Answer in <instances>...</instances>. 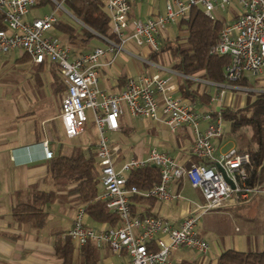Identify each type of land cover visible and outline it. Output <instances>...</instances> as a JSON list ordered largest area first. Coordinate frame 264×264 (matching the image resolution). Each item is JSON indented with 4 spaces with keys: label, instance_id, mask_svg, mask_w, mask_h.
Wrapping results in <instances>:
<instances>
[{
    "label": "built area",
    "instance_id": "obj_1",
    "mask_svg": "<svg viewBox=\"0 0 264 264\" xmlns=\"http://www.w3.org/2000/svg\"><path fill=\"white\" fill-rule=\"evenodd\" d=\"M37 0H0V52L20 50L37 63L49 60L65 84L60 104V120L66 137L78 135L87 120L88 109L93 118L97 138L94 144L99 169L98 199L118 220L114 225L93 228L86 221L83 206L78 207L66 235L78 247L88 241L96 247L107 246L120 255V264H168L169 254L178 247H190L201 254L209 251V242L197 230L202 215L229 201L246 202L264 187L249 183L253 162L250 153L232 147L215 155L216 143L224 134L225 120L221 109L212 106L221 100L226 87L251 75L264 72V0H164V10L145 19L128 20L135 0H104V11L109 19L112 37H99L104 46L88 51L74 52L55 37L47 35L57 22L55 9L41 16L26 18ZM237 3L240 11L233 19L223 22L217 41L210 52L227 55L222 83L217 94L210 96L209 108L200 111L195 103L177 94L170 75L138 73L127 75L118 93L98 87L101 68L115 61L124 51V44L132 39L138 46L158 51L159 31L180 19H187L192 7H199L212 20L214 10ZM110 56L106 58V55ZM247 90V87H236ZM250 90V89H249ZM127 112L133 117L159 120L171 131L186 126L191 133V154L196 160L182 165L165 151L151 148L144 156H130L120 164L117 149L110 145L108 131L119 127L118 118ZM206 123L204 128L200 127ZM42 143L44 157L53 151L47 140ZM154 166L159 180L150 187L139 188L128 183L132 170ZM185 178L192 188L198 189L203 201L196 205L178 225L160 215H140L133 212L134 197L173 202L181 197L175 183Z\"/></svg>",
    "mask_w": 264,
    "mask_h": 264
},
{
    "label": "crops",
    "instance_id": "obj_2",
    "mask_svg": "<svg viewBox=\"0 0 264 264\" xmlns=\"http://www.w3.org/2000/svg\"><path fill=\"white\" fill-rule=\"evenodd\" d=\"M63 1L69 5L68 0ZM101 1L104 9V0ZM43 2L44 0H37L25 17L30 19L53 10L50 7L40 14H30L31 8ZM163 10L164 0H135L130 7L128 20L145 19ZM239 11L237 3H232L224 9L216 8L213 12L214 20L223 23L235 18ZM178 21L159 31L158 51H153L148 46H139L147 59L137 57L131 53L130 47H124V51L116 56L112 64L101 68L98 87L107 92L118 93L123 88L127 75L154 72L170 75L169 71L174 70L173 56L168 50H162V46L166 43L172 44L171 41L174 39L185 41L188 31L184 26H180ZM58 22L74 29L77 35L74 41L67 37L65 42H60L74 52L88 51L95 46L105 45V42L97 38L83 43L80 37L84 28L97 36L99 34L81 20L82 26L77 28L57 18L52 28L66 33L56 25ZM93 39L97 41L92 43ZM159 51H162L168 65L163 66L154 60L159 56ZM5 54H10L11 57L10 60L3 62L0 56V264H62V259L56 254L55 244L63 243L76 210L82 204L78 203L73 195L68 194L67 190L71 184L65 187L54 185L52 162L55 156L68 154L75 146L94 148L96 129L91 122L74 136L86 133L88 139L83 142H64L65 138L73 137L68 138L63 133L59 114L65 84L54 65L49 60L34 62L17 49L0 55ZM109 56L107 54L106 58ZM148 64L150 68L147 67ZM170 76L177 87V94L195 103L200 111L209 108L210 96L217 94L221 89L220 85L213 83L223 82L206 79L203 71L187 77L191 80L189 84L185 83L183 75ZM182 85L187 87L189 97L181 94ZM240 86L250 90L244 92L245 94L229 91ZM261 91H264V72L258 77L246 75L242 84L226 87L222 99L214 101L212 106L221 110L237 109L245 104L244 96L247 100L249 92ZM237 103L240 106L235 108ZM135 120L138 127L133 123ZM118 123L117 130L106 133L110 145L117 149L118 164L130 156H144L151 148L167 152L184 166L196 160L190 151L191 133L186 126L171 131L159 120L133 117L127 112L118 118ZM205 126V122L200 124L201 128ZM235 133L231 132L230 123L225 120L224 134L216 143L215 155L232 147L238 150L257 148L252 138L240 141ZM226 135L229 137H225ZM248 136L251 137L250 130ZM44 140H47L48 148L53 151L51 158L44 157L41 143ZM64 145L67 146L65 150ZM250 184L257 185L258 182ZM175 188L181 197L173 202L134 197L131 203L133 212L140 215H160L168 218L172 224L178 225L185 215L195 211L196 205L201 203L203 198L199 190L192 188L185 178L179 179L175 183ZM38 193L44 194L39 221L37 222L35 218L23 219L27 214L22 211V207L33 203ZM85 221L93 228L107 224L92 221L87 215ZM197 230L209 242L208 253L198 254L197 250L192 248L197 256L187 258L186 249L191 248L178 247L170 252L168 264H215L218 255L227 248L264 249V190L252 194L246 202L229 201L215 211L205 213L198 222ZM79 247L74 246L72 264H84L78 252ZM96 257V264H120L122 261V257L113 254L106 245L97 247Z\"/></svg>",
    "mask_w": 264,
    "mask_h": 264
},
{
    "label": "trees",
    "instance_id": "obj_3",
    "mask_svg": "<svg viewBox=\"0 0 264 264\" xmlns=\"http://www.w3.org/2000/svg\"><path fill=\"white\" fill-rule=\"evenodd\" d=\"M74 14L89 28L97 34L112 37L109 31V19L103 9L101 0H68ZM184 26L188 35L184 42L166 43L162 50H168L174 56L173 69L184 75H193L203 71L206 79L214 82H222L223 68L228 63L227 55L211 53L210 47L217 41L219 30L222 24L218 20L210 19L199 7L190 9L187 19L178 21ZM68 34L70 40L74 41L77 35L74 29L66 24L57 23ZM92 38L103 41L95 33L83 29L80 39L85 42ZM104 42V41H103ZM185 83L189 84L190 79L183 77ZM243 79L237 82L242 84ZM181 94L190 96L186 86H181ZM250 94V93H248ZM254 96L247 99L245 104L237 109H222V117L230 123L232 133L247 127L251 131V138L257 148L239 149L250 153L253 162L250 183L257 181L258 185L264 186V91L251 92ZM262 163V164H261ZM261 164V166H260ZM260 166L259 171L257 168ZM52 178L55 186L65 187L72 185L68 194L82 204L89 219L98 223L116 224L118 217L110 212L104 202L98 199L99 169L96 163L95 150L92 146H75L68 154L55 156L51 167ZM159 180L158 169L154 166L132 170L128 175V183L135 184L139 188L150 187ZM143 198V197H140ZM44 194L38 193L33 203L24 205L22 211L27 214L23 219L35 218L38 222L41 217ZM74 243L66 235L63 243L55 244L56 254L62 259V264H72ZM97 247L88 241L78 249L79 255L84 264H96ZM215 264H264V249L261 250H238L227 248L217 257Z\"/></svg>",
    "mask_w": 264,
    "mask_h": 264
},
{
    "label": "rangeland",
    "instance_id": "obj_4",
    "mask_svg": "<svg viewBox=\"0 0 264 264\" xmlns=\"http://www.w3.org/2000/svg\"><path fill=\"white\" fill-rule=\"evenodd\" d=\"M40 1V0H38ZM53 8L55 9V14L57 16V18H59L60 21L62 22H67L69 23L70 25L74 26V27H77V28H80L82 26L79 18L74 14L73 10L71 9V7L69 5L66 4V2H64L63 0H44V2L40 5H36L35 7L31 8V11H30V14L32 15H37V14H40L42 13L43 10H47L49 8ZM51 28L50 30L47 31V35H50V36H54L58 39L59 42H65V39L68 37V34L67 33H62L60 32L58 29H53ZM52 31V32H51ZM175 41H179L180 43H182L180 40L178 39H174ZM171 41L172 43H176L175 41ZM95 39L92 40V43H94ZM124 47H130L131 50H132V54L136 55L137 57H141V58H145L147 59L144 55H143V51L142 49L137 46L135 44V42L132 40V39H129L125 44H124ZM169 53L171 54V52L169 51ZM2 54V53H0ZM159 56L155 57L154 60H156L158 63L162 64L163 66L164 65H168V63L165 62L164 58H163V53L162 51L158 53ZM172 55V54H171ZM1 56V60L3 62L5 61H8L10 60V54H5V55H0ZM173 60H175L174 56H173ZM172 60V61H173ZM150 63V62H149ZM148 68H150V64L147 65ZM149 71V70H147ZM229 91H232V92H241L243 94H245L244 92H247V90H240V89H229ZM249 91V89H248ZM256 92V90L254 91ZM250 94H248V98L251 99L253 98L252 97V94L251 92H249ZM244 102L246 101V96H244ZM239 103H237L235 105V108L238 107ZM240 106V105H239ZM85 113H86V116H87V120L85 121V128L87 125H90L91 122H93V118H92V115L90 113V111L88 109L85 110ZM133 123L135 124V126L137 125V121H133ZM138 127V125H137ZM248 131L249 129L247 127H244L242 129H240L237 133L238 135V139H240V141H244V140H250L251 137L248 136ZM88 135H86V133H82L81 135L77 136V137H73V138H70V139H66L65 138V141L64 142H83V140H86L88 139L87 137ZM225 137H229V135H226ZM65 147H67L66 145H64V150H65ZM214 211V210H213ZM212 212V211H210ZM186 257L188 258L189 256H192V255H196L193 251V249H186ZM198 252V251H197ZM198 254H201L200 252H198ZM197 256V255H196Z\"/></svg>",
    "mask_w": 264,
    "mask_h": 264
}]
</instances>
